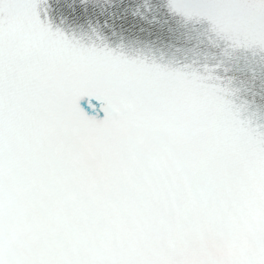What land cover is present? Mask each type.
<instances>
[{
  "label": "snow or ice",
  "instance_id": "1",
  "mask_svg": "<svg viewBox=\"0 0 264 264\" xmlns=\"http://www.w3.org/2000/svg\"><path fill=\"white\" fill-rule=\"evenodd\" d=\"M156 7L264 53V0ZM101 14L0 0V264H264V123Z\"/></svg>",
  "mask_w": 264,
  "mask_h": 264
}]
</instances>
